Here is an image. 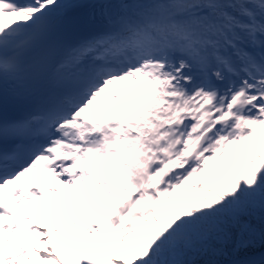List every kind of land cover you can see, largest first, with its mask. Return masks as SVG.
<instances>
[{"label":"snow or ice","instance_id":"1","mask_svg":"<svg viewBox=\"0 0 264 264\" xmlns=\"http://www.w3.org/2000/svg\"><path fill=\"white\" fill-rule=\"evenodd\" d=\"M0 264H264V0H0Z\"/></svg>","mask_w":264,"mask_h":264}]
</instances>
